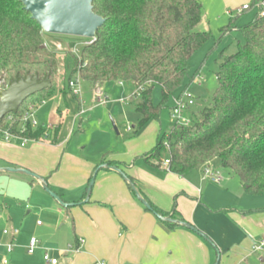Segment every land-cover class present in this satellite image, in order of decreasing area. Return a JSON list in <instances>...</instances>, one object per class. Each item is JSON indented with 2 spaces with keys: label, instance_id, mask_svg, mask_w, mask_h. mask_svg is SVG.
<instances>
[{
  "label": "trees",
  "instance_id": "1",
  "mask_svg": "<svg viewBox=\"0 0 264 264\" xmlns=\"http://www.w3.org/2000/svg\"><path fill=\"white\" fill-rule=\"evenodd\" d=\"M256 1L251 0V8ZM92 10L104 23L90 43L80 45L77 55L70 53L71 72L95 87L133 82L137 86V129H141L158 118L161 107L187 75L190 57L210 38L209 32L195 30L202 18L201 5L198 0H92ZM240 32L243 41L221 59L208 106L193 114L187 124H177L158 138L142 158L155 167L167 159L166 169L178 175L217 160L238 178L247 195L257 196L264 194V16L256 13ZM56 67L55 52L47 49L44 33L21 1L0 0V87L6 88L15 76L25 74L42 78L49 73L51 83L50 88L23 101L14 113L13 129L20 125L18 118L28 106L52 95ZM154 85L160 91L156 105ZM0 125L7 127L4 120ZM43 130L41 125L35 130L27 126V135L39 138ZM125 175V181L135 187ZM148 204L150 209H145L155 216L177 220ZM156 219L168 231L176 226Z\"/></svg>",
  "mask_w": 264,
  "mask_h": 264
},
{
  "label": "crops",
  "instance_id": "2",
  "mask_svg": "<svg viewBox=\"0 0 264 264\" xmlns=\"http://www.w3.org/2000/svg\"><path fill=\"white\" fill-rule=\"evenodd\" d=\"M95 90L99 95L100 88ZM83 112L78 111L65 136V121L57 110L45 122H38L48 128V138L25 147L0 140V173L8 172L6 168L32 172L37 176H30L34 180L32 185L56 190L67 204L62 206L67 217L73 216L70 242L76 246L77 239L82 238L84 243L78 252H62L61 264H92L95 260H104L105 264H215L217 260L218 264H247L258 253L253 247L264 238L263 196L247 195L238 178L215 160L182 175L164 166H149L142 158L146 149L129 146L130 141L117 154L94 159L68 153L65 146L72 124ZM112 166L133 179L136 191L146 202L182 220L181 223L170 231L158 224L156 216L145 209ZM205 167L215 174L218 184L204 175ZM44 201L56 216L60 214L54 202ZM18 235L12 240L13 250ZM1 236L6 242L10 240L2 232ZM4 258L10 264L8 256ZM259 262H264L260 254Z\"/></svg>",
  "mask_w": 264,
  "mask_h": 264
},
{
  "label": "rangeland",
  "instance_id": "3",
  "mask_svg": "<svg viewBox=\"0 0 264 264\" xmlns=\"http://www.w3.org/2000/svg\"><path fill=\"white\" fill-rule=\"evenodd\" d=\"M198 2L201 5L202 18L195 30L209 32L210 38L190 57L187 75L180 87L161 107L157 119H152L143 128L137 129L139 115L134 111L137 86L133 82H110L95 87L72 74L73 56L70 53L77 55L80 45L88 38L44 33L47 49L55 52L57 67L52 79L53 93L36 105V120L39 123L45 122L47 116L54 115L58 110L65 121V136L78 111H84L72 124L73 130L65 146L68 153L94 159L105 154H117L126 145L128 147V141L129 146L134 144L149 151L156 143L157 134L158 138L164 137L175 125L185 123L193 114L200 113L208 106L217 87L215 74L222 57L232 54L237 42L243 41L240 29L249 25L257 13L255 8H250L237 16L234 15L232 19L226 14L227 10L234 13L244 2L250 4L251 0ZM69 79L75 83V88H79L76 96L78 102L69 91ZM95 88H100L99 95L95 93ZM183 92L193 97V104L182 113L181 119L176 121L170 113L173 98L179 97ZM98 97L104 104H99ZM152 101L155 105L160 102L158 85H154ZM216 162L212 164L213 168L217 165ZM30 176L25 173H0V264L4 256H8L10 264H50L43 259L45 252L56 260V264H61L62 252L71 250L73 216L70 214V217H67L61 204L64 202L56 190L49 188L60 200L52 197L43 187L39 189L32 185L34 180ZM3 194L5 197H2ZM45 199L54 202L53 204L60 208V214L56 216V212L49 210ZM37 221L42 225H37ZM10 227L17 228L19 235L15 239L13 252L8 255L3 248L6 239L1 236V232L3 228ZM31 237L40 243V247L28 254L25 246ZM247 264H260L259 254L251 256Z\"/></svg>",
  "mask_w": 264,
  "mask_h": 264
},
{
  "label": "water",
  "instance_id": "4",
  "mask_svg": "<svg viewBox=\"0 0 264 264\" xmlns=\"http://www.w3.org/2000/svg\"><path fill=\"white\" fill-rule=\"evenodd\" d=\"M25 11L30 14L40 27L43 33L59 34L68 36L85 37L93 39L96 31L104 23V18L95 14L92 10V0H20ZM50 74L47 73L42 78L36 74L23 76H15L6 88L0 87V120L9 113H16L19 106L25 99L38 93L44 89L50 88ZM109 167V166H106ZM115 172L119 173L124 180H127L126 175L117 167H110ZM8 172L21 171L25 174L37 177L32 172L26 169L6 168ZM87 187V198L90 195L93 185L94 177ZM130 187L136 192V197L144 205L145 208L150 209V205L146 202L136 191L134 185L128 181ZM44 189L51 194L52 197L60 200L47 186ZM61 202V201H60ZM63 206L64 204L61 202ZM73 205V204H69ZM156 217L175 224H180L181 221L174 220L170 217H163L156 214ZM263 261V259H261ZM218 264V260L215 262Z\"/></svg>",
  "mask_w": 264,
  "mask_h": 264
},
{
  "label": "built area",
  "instance_id": "5",
  "mask_svg": "<svg viewBox=\"0 0 264 264\" xmlns=\"http://www.w3.org/2000/svg\"><path fill=\"white\" fill-rule=\"evenodd\" d=\"M250 8V4L247 3L243 4L240 8L235 9L234 13L231 10H227L226 14L229 15V17H233L234 15H239L241 12L249 10ZM253 8L257 10V14L259 16H264V0H257ZM93 39H87L82 44L90 43ZM68 86L70 92L73 95L77 96L79 93V88H75V83L72 80H69ZM98 100L99 104H104V101L101 100L100 97H98ZM192 104L193 97L187 92L181 93L179 97L173 98V108L170 112L171 117L176 121L180 120L182 113L188 110ZM35 109L36 105H30L25 109L22 115L18 118V122L20 123V125L17 129L12 128V125L16 121V119L14 118V113L6 114L1 120H4L7 127L0 125V140L5 143L18 144L20 147H25L31 142L48 138V128L46 126H44L43 133L39 138H34L27 135V126H29L31 130H35L39 126V123L35 118ZM187 123L188 120L184 124ZM165 146L167 148V144H165ZM167 165L168 160L164 159L162 162V166L167 167ZM204 175L215 181L217 184L219 183V180L215 177V174L211 172L207 167L204 168ZM37 224H40V222L38 221ZM18 233L19 230L13 227L5 228L2 230V234L10 238V240L4 244L6 253L9 254L12 252L14 247L12 240ZM83 243L84 240L82 238L77 239V245L71 246V250L68 251L78 252ZM38 245L39 242L35 238L31 237L26 246L27 253L32 254L38 248ZM253 249L264 258V238H262L260 242L253 247ZM43 259L50 264H56V260L50 258L47 252L44 253ZM2 264H8L7 258L3 259ZM92 264H105V262L104 260H95Z\"/></svg>",
  "mask_w": 264,
  "mask_h": 264
}]
</instances>
